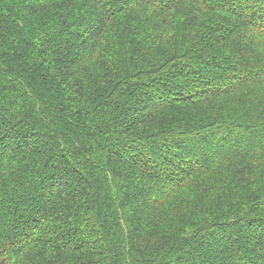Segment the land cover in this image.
I'll return each mask as SVG.
<instances>
[{
	"label": "trees",
	"instance_id": "obj_1",
	"mask_svg": "<svg viewBox=\"0 0 264 264\" xmlns=\"http://www.w3.org/2000/svg\"><path fill=\"white\" fill-rule=\"evenodd\" d=\"M0 264H264V0H0Z\"/></svg>",
	"mask_w": 264,
	"mask_h": 264
}]
</instances>
